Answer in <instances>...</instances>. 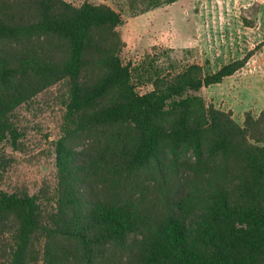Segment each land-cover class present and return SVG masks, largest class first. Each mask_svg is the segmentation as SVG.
Returning <instances> with one entry per match:
<instances>
[{
    "label": "trees",
    "instance_id": "16d2710c",
    "mask_svg": "<svg viewBox=\"0 0 264 264\" xmlns=\"http://www.w3.org/2000/svg\"><path fill=\"white\" fill-rule=\"evenodd\" d=\"M121 24L104 4L0 0V142L19 150L17 109L68 86L47 205L0 187V264H264V110L239 124L197 95L251 54L139 94Z\"/></svg>",
    "mask_w": 264,
    "mask_h": 264
},
{
    "label": "rangeland",
    "instance_id": "374dc122",
    "mask_svg": "<svg viewBox=\"0 0 264 264\" xmlns=\"http://www.w3.org/2000/svg\"><path fill=\"white\" fill-rule=\"evenodd\" d=\"M64 1L76 7L104 4L121 15L119 56L139 94L152 91L159 76L177 75L191 65L213 73L251 54L242 70L197 95L231 112L239 124L247 112L258 117L264 110V0ZM67 96V84L58 83L17 109L19 150L0 142L4 190L26 189L47 205L45 198L57 184L56 145L63 135Z\"/></svg>",
    "mask_w": 264,
    "mask_h": 264
},
{
    "label": "crops",
    "instance_id": "0c3cea01",
    "mask_svg": "<svg viewBox=\"0 0 264 264\" xmlns=\"http://www.w3.org/2000/svg\"><path fill=\"white\" fill-rule=\"evenodd\" d=\"M229 78H230V77H229ZM227 79H228V78H227ZM221 84H223V83H221ZM221 84H220V85H221ZM218 85H219V84H218Z\"/></svg>",
    "mask_w": 264,
    "mask_h": 264
}]
</instances>
